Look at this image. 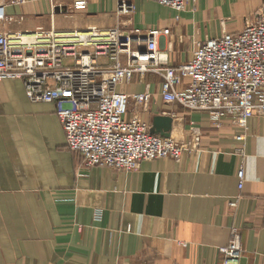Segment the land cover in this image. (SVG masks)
<instances>
[{
    "label": "crops",
    "instance_id": "crops-1",
    "mask_svg": "<svg viewBox=\"0 0 264 264\" xmlns=\"http://www.w3.org/2000/svg\"><path fill=\"white\" fill-rule=\"evenodd\" d=\"M13 1L0 0L17 18L2 32L167 28L171 36L158 46L170 66L189 60L194 41L236 34L264 12V0H198L183 13L132 0L131 15L119 13L118 0H87L81 11H72L81 0ZM141 78L118 88L152 94L139 118L153 129L155 117H170L172 137L196 147L179 161H144L130 172L84 168L65 149L55 106L30 103L19 81L0 82V264H222L233 233L239 264H264V117L250 118L245 130L228 119L214 125L205 112L162 102L157 77ZM41 128L62 136V155L50 157Z\"/></svg>",
    "mask_w": 264,
    "mask_h": 264
},
{
    "label": "built area",
    "instance_id": "built-area-1",
    "mask_svg": "<svg viewBox=\"0 0 264 264\" xmlns=\"http://www.w3.org/2000/svg\"><path fill=\"white\" fill-rule=\"evenodd\" d=\"M146 1L177 13L195 11L198 2ZM23 3L12 2L16 6ZM87 4V0L77 1L72 11L84 10ZM117 5L121 14L132 8L130 0H118ZM15 19L0 4V25ZM169 36L167 28L124 30L119 25L69 32L0 31V82L19 81L30 103L55 106L66 148L82 158L85 168L130 172L144 161H179L195 150L192 140L153 134L150 125L139 118L138 109L149 106L152 94L118 90L136 75L155 73L162 102L205 112L214 125L228 119L245 130L250 118L264 117L263 11L236 34L194 41L189 60L176 66L159 54V40ZM235 140L244 138L238 135ZM238 181L242 189L243 169ZM221 253L222 264H239L242 249L235 233Z\"/></svg>",
    "mask_w": 264,
    "mask_h": 264
},
{
    "label": "rangeland",
    "instance_id": "rangeland-1",
    "mask_svg": "<svg viewBox=\"0 0 264 264\" xmlns=\"http://www.w3.org/2000/svg\"><path fill=\"white\" fill-rule=\"evenodd\" d=\"M131 2H132V0H130V3ZM131 5H132V3H131ZM131 7H132L131 10H129L127 13H125V15H131V13L133 12V6H131ZM90 26H92V25H90ZM90 26L88 25L89 28H90ZM119 26H120V24H119ZM88 27L87 28H85V27L83 28L82 27L83 29H81V30L87 31L89 29ZM61 32H69V31H61ZM148 74H150V75H152L154 77H157L159 79V77L155 73H148ZM145 76H146V74L141 78L140 76L136 75V77H140L141 78V80H139L140 82L143 81V78ZM49 121H51V119L45 120V122H49ZM38 138L43 143L45 149L49 151V155H50L51 158H54V157L59 156V155H62L64 153V150L60 147L62 136L59 133H57V132L52 133L47 128H41L39 133H38ZM65 149L67 151H69L66 147H65ZM75 155L78 157V159L80 160V163L83 165L82 158L79 157L77 154H75ZM83 167H84V165H83ZM86 169H91V168H86Z\"/></svg>",
    "mask_w": 264,
    "mask_h": 264
},
{
    "label": "water",
    "instance_id": "water-1",
    "mask_svg": "<svg viewBox=\"0 0 264 264\" xmlns=\"http://www.w3.org/2000/svg\"><path fill=\"white\" fill-rule=\"evenodd\" d=\"M129 6V3L127 4ZM153 134H158L162 137H169L172 129V119L170 117L158 116L153 119Z\"/></svg>",
    "mask_w": 264,
    "mask_h": 264
}]
</instances>
